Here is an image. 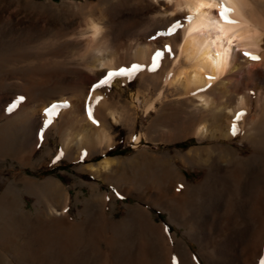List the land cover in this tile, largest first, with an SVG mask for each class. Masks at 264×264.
<instances>
[{"label":"rangeland","instance_id":"1","mask_svg":"<svg viewBox=\"0 0 264 264\" xmlns=\"http://www.w3.org/2000/svg\"><path fill=\"white\" fill-rule=\"evenodd\" d=\"M143 2L0 0V264H264V132L256 139L245 131L262 115L255 91L264 93V33L257 52L242 50L259 59L243 56L241 68L218 78H236L250 93L241 129L232 134V115V136L200 137V117L212 125L215 117L199 98L180 97L152 74L171 67L173 52L150 71L155 53L170 45L156 34L173 22L145 33L151 27ZM254 10L264 22V7ZM90 13L109 26L112 62L99 74L86 67V39L78 37ZM137 46L148 60L134 59ZM121 68L124 75L92 89ZM76 88L83 89V138L71 136L66 145L64 131L73 134L74 121L58 109L44 128V109L61 98L73 103ZM20 96L25 100L7 111ZM102 135L110 146L99 143ZM115 149L126 152L108 156L115 162L106 173L89 169Z\"/></svg>","mask_w":264,"mask_h":264},{"label":"bare ground","instance_id":"2","mask_svg":"<svg viewBox=\"0 0 264 264\" xmlns=\"http://www.w3.org/2000/svg\"><path fill=\"white\" fill-rule=\"evenodd\" d=\"M258 2L259 0H144L141 5V8L146 11L143 15H147V18L150 21V25H148V27H151V30L147 29L148 31H144L145 33H150L154 28L161 25L163 26L166 22H175L174 18L177 16L180 17L181 28L178 29V35L172 34L170 36H165L168 38L169 44L174 50L171 56V67H165L169 69H162L161 72H159V69H156L157 71H154L152 74H159V76L162 75L164 81L170 85L171 87H169L172 88L180 97L191 94L194 97L199 98L198 100L201 103V107L209 108V113L211 114L210 117L211 119L215 117V121L212 122V125L208 123V116L200 117L195 129V134L200 137L232 136V134L229 135V129L228 126H226V123L232 115L235 116V119H233L234 117L232 119L236 121L237 129L243 125L245 117V114L243 115V113L246 111L244 108L245 104H247V98L249 97L248 94H250L249 91L247 90L248 93H246V91L239 87V80L236 78L235 80L232 78L225 80L219 79L228 70H235L244 65L241 61L243 57L242 50L253 52H257L259 50L262 40L261 36L264 33V22L258 18L254 9L257 7L260 9L262 7L263 9L264 5H259V7ZM221 5L232 10L228 13V15L230 19L236 21V23L225 22L221 19L219 12L213 13L212 7L220 8ZM175 7L178 8V13L173 16L174 14H169L168 11ZM188 17H190V19ZM108 27V21L105 17H99L96 14L90 13L87 17H85L82 29L78 32L79 38L85 37L86 39H84V49L87 50V52L82 56V59L85 62L86 67L91 69L96 74L100 73L99 68L108 66L112 62L107 54L109 52V43L107 39L108 36L105 35ZM145 28H143V30ZM76 43L82 44V40L80 39L79 41V39H76ZM148 55V50L144 46H137L132 52L134 59L139 61H143L149 57ZM262 56L261 57L263 59L261 60V63L259 62L260 65L258 66L264 70V53ZM149 61H147V63ZM216 80H219L217 85L210 88V85ZM76 89L77 93L75 94H77V97H75L76 99L73 103L64 98H61L62 100L60 102H67L68 106L60 109L61 111L66 110L64 115L70 117L69 120L71 122L72 120L74 121L71 125H74L75 127L73 132L74 135L71 132L72 130H63V139L66 145L71 142L69 141V137L71 136H73L74 140H77V143L83 138L81 131L84 129L82 124L85 118L83 119V116H81L79 111H82L85 107H83L84 101L81 102L79 100L80 98H78L79 95L81 96L83 89ZM259 89L255 91V95L256 100L258 101V108L262 107V115L259 116V114L256 113L258 115H256L257 117L252 118V116L245 130L248 136L256 139H258L257 136L260 133L262 134L264 132V93L261 92L262 90L259 91ZM190 100L191 99L189 98L187 99V101ZM218 100H222L220 107L216 106V102H218ZM234 100L236 107L231 105ZM88 102L92 105V101H89L88 99ZM76 108L77 110L79 109V114H76ZM97 109L100 108L97 107ZM241 113L242 115L237 118L238 114ZM110 115L114 117L115 112L113 113L111 111ZM230 121L232 120L230 119ZM99 143L110 146V139L108 136L102 135ZM114 162L115 160L113 157L107 156L102 158L98 162L97 166L89 164L88 167L92 171L97 172V174H101L106 173ZM53 202H55V200ZM65 211L66 209L63 208L60 212H56L57 214H60ZM169 242H173L172 238ZM169 248L171 255H173V253H175L174 245H171ZM199 262L200 261L198 260L195 264H200ZM167 264L194 263L187 260H181L180 262H169Z\"/></svg>","mask_w":264,"mask_h":264},{"label":"snow or ice","instance_id":"3","mask_svg":"<svg viewBox=\"0 0 264 264\" xmlns=\"http://www.w3.org/2000/svg\"><path fill=\"white\" fill-rule=\"evenodd\" d=\"M231 11H232L231 9H228L227 7L221 5L219 15H220L221 19H223L225 22L236 23V21L231 20L229 15H228V13H230ZM188 18L190 19V17H188ZM174 19H175V22H173L171 24V26L168 27L166 32H162V33L158 32L156 35L157 36H170L172 34L178 35V29L181 28V20H180L179 16L175 17ZM170 52H173V49L171 48L170 45H164L163 51H157L153 57L152 69H150V70H154L158 66L156 64V61L158 58L163 56L165 53H170ZM242 55L245 57H249L253 60L259 59L257 56H254L248 52H243ZM135 67H137V66H133V68H135ZM124 74H125V69H123V68H121L119 71L108 72L106 76H103V78L98 81V83L92 85V89L93 90L99 89L102 86L110 85L113 77L122 76ZM97 99H99V98H97ZM24 100H25V97H23V96L17 97L16 100L13 101V103L6 110L9 112H12L13 110H15L18 107L19 103L24 101ZM67 106H68L67 102H63V103H53L49 107L45 108L44 114L46 116V119L43 121L44 128H47L52 123V117L58 109L65 108ZM240 115H242V113L238 114L237 118H239ZM41 131H43V129ZM237 131H238V129H237L236 125L233 124L232 134L235 135ZM133 139H135V137H133ZM56 159H59V156H57ZM165 230L167 231V229H165Z\"/></svg>","mask_w":264,"mask_h":264},{"label":"trees","instance_id":"4","mask_svg":"<svg viewBox=\"0 0 264 264\" xmlns=\"http://www.w3.org/2000/svg\"><path fill=\"white\" fill-rule=\"evenodd\" d=\"M192 141L193 140H191L190 142H185V143H183L181 145L186 146L187 144H191ZM125 152H126V150H116V149L115 150H109L107 153L101 155L98 159L104 158L106 156H114V155H118V154H124ZM56 169H57V167H55L52 170H50V172H45V174L52 173V172L56 171ZM157 214H158V216L160 218L162 217V215L160 213L157 212Z\"/></svg>","mask_w":264,"mask_h":264}]
</instances>
